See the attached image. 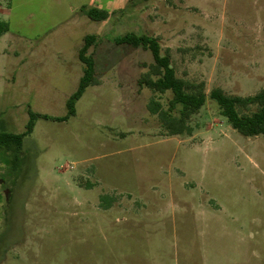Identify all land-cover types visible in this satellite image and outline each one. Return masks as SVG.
I'll return each mask as SVG.
<instances>
[{"label":"rangeland","instance_id":"1","mask_svg":"<svg viewBox=\"0 0 264 264\" xmlns=\"http://www.w3.org/2000/svg\"><path fill=\"white\" fill-rule=\"evenodd\" d=\"M83 7L109 13L93 21ZM0 264H264V136L234 130L208 96L171 136L141 88L159 40L177 75L248 97L264 88V0H0ZM87 35L99 84L66 121ZM181 107L174 112L179 116ZM105 197V199H104Z\"/></svg>","mask_w":264,"mask_h":264},{"label":"trees","instance_id":"2","mask_svg":"<svg viewBox=\"0 0 264 264\" xmlns=\"http://www.w3.org/2000/svg\"><path fill=\"white\" fill-rule=\"evenodd\" d=\"M82 11L93 21H103L109 17L107 11L98 8L83 7ZM9 29L8 23L0 20V35L7 33ZM114 41L117 45H128L151 51L154 62L149 66V71L141 75L138 85L141 88H149L158 94L168 92L172 94L166 110L159 101L155 100L151 101L148 106L151 113L159 115L163 127L169 135L189 133L191 131L189 121L205 106L209 96L218 105L221 115L239 134L245 137L264 136V88L259 93L248 97L229 95L221 88L213 89L208 95L203 84L193 83L177 75L172 66L169 51L163 53L157 38L145 34L128 33ZM97 42L96 35L85 37L84 45L79 52V59L84 64V73L77 90L67 101V115L58 118L59 121H66L74 116L76 104L86 89L91 85L99 84L95 59L89 54L90 48L97 45ZM178 107H181L179 116H174ZM29 114L30 120L27 129L19 134H2L0 136L1 147L8 151L13 146L21 149L25 138L34 130L36 118L52 119L48 115L34 114L32 111H29Z\"/></svg>","mask_w":264,"mask_h":264},{"label":"crops","instance_id":"3","mask_svg":"<svg viewBox=\"0 0 264 264\" xmlns=\"http://www.w3.org/2000/svg\"><path fill=\"white\" fill-rule=\"evenodd\" d=\"M87 8V7H86ZM85 15V14H84Z\"/></svg>","mask_w":264,"mask_h":264}]
</instances>
